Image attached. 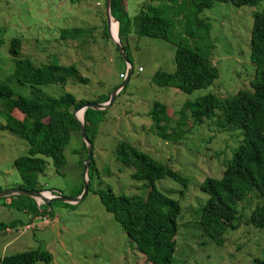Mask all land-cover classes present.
I'll return each mask as SVG.
<instances>
[{
	"label": "rangeland",
	"instance_id": "obj_1",
	"mask_svg": "<svg viewBox=\"0 0 264 264\" xmlns=\"http://www.w3.org/2000/svg\"><path fill=\"white\" fill-rule=\"evenodd\" d=\"M142 1L124 0L128 17H133ZM103 8L104 0H0V82L6 83L14 95L28 96L35 90L25 84L19 85L11 75L13 61L8 46L12 38H18L19 56L28 58L34 65L71 64L87 78V82L68 79L64 84L39 85L36 86L38 92L51 96L69 92L75 100L84 102H92L98 96L109 99L123 80L126 64L103 28ZM255 12L264 13L263 1L242 6L214 2L199 13V17L210 24L213 43L210 58L217 67L218 76L210 86L191 94L151 82L156 70L171 72L174 69L171 44L130 34L131 73L124 85L114 92L111 103L93 114L97 122L91 141L88 190L73 203L50 202L46 208L48 218L39 227L19 235L0 236V256L40 248L50 254V259L34 264H150L104 209L98 196V192L107 189L114 195L144 192L143 183L130 178L131 168L115 159L116 142L122 140L187 179L185 189L166 176L154 181L159 192L176 200L180 206L171 264H250L253 258L263 257L264 227L255 229L244 224L250 211L263 200L255 192L234 205L238 227L223 234L221 246L212 243L197 227V209L207 197L199 185L207 176L217 178L221 175L231 149L241 138L240 129L228 126V131L210 120L193 126L188 118L182 137L166 141L151 130L148 115L153 101L165 104L168 113H172L167 125L170 131L184 100L208 92L225 96L248 88L253 75L249 36ZM62 28H81L82 32L75 38L63 39L59 35ZM112 29L115 31L114 26L111 33ZM117 38L123 42L122 38ZM19 113L11 112L18 119ZM78 113L81 116V111ZM0 122H3L1 114ZM83 145L80 133L71 130L63 149L66 163L58 172L50 159L43 157L44 169L36 176L37 185L44 189L43 195L50 190L66 197L77 196ZM26 150L23 139L7 129L0 130V190L20 183L12 162L25 155ZM5 197L8 196L0 197V221L18 219L25 222L32 218L5 205ZM34 202L39 203L37 207L42 205L38 198Z\"/></svg>",
	"mask_w": 264,
	"mask_h": 264
},
{
	"label": "trees",
	"instance_id": "obj_2",
	"mask_svg": "<svg viewBox=\"0 0 264 264\" xmlns=\"http://www.w3.org/2000/svg\"><path fill=\"white\" fill-rule=\"evenodd\" d=\"M260 1L264 2L143 0L131 18L126 13L124 0H110L109 8L110 16L117 21V27L113 26L117 30V36L123 39V42L119 41L128 61L130 34L137 38L148 37L168 42L173 46L174 69L171 72L156 70L151 82L191 94L207 88L218 76L217 67L210 58L213 50L210 24L200 18L199 13L210 8L214 2L242 6L255 5ZM103 28L106 29L104 21ZM81 32V28H62L59 35L63 39L75 38ZM19 46L18 38L9 41L8 52L13 61L11 75L19 85L25 84L35 90L28 96L14 95L6 83L0 82V114L3 116L0 130H9L27 144L26 154L12 162L20 178V183L16 186L42 191L44 189L37 185L36 176L44 169L43 157L50 159L55 172L65 165L63 149L69 140L70 131L79 132L72 110L84 101L75 100L69 92L58 96L46 95L38 92L36 86L64 84L68 79L87 82V78L81 76L71 64L62 66L45 62L36 66L28 58L19 56ZM249 60L253 65V75L249 79L248 88H240L225 96L208 92L196 95L191 100H184L170 131H167V125L172 113H168L169 108L165 104L153 101L148 111L151 130L166 141L182 137L186 132L183 126L188 118L193 126L210 120L221 127L240 129L241 138L236 147L231 149L221 175L217 178L207 176L199 185L207 197L197 209V227L202 235L217 246H221L223 234L228 229L238 227L234 205L251 192H255L263 200L250 211L244 224L255 229L264 227V13L255 12L252 16ZM107 99V96H98L92 102L101 103ZM13 110L20 112L19 119L11 114ZM99 111L86 108L82 113L84 129L90 141L97 122L93 119V114ZM82 150L81 163L85 158L84 145ZM114 156L121 164L131 168L130 178L142 182L144 192L140 195H114L107 189L98 192L101 204L146 261L150 264H171L180 206L176 200L159 192L154 187V181L166 176L185 189L187 179L126 141L116 142ZM91 163L92 160L87 169V190L91 180ZM81 190L82 184L76 195ZM3 199L6 200L5 205L22 211L26 216L46 214L47 206L40 205L38 208L34 199L25 195H10ZM16 223L24 222L14 219L6 223L0 222V227L16 226ZM49 259L47 251L33 248L0 256V264H34L36 261L47 262ZM250 264H264V256L253 258Z\"/></svg>",
	"mask_w": 264,
	"mask_h": 264
},
{
	"label": "water",
	"instance_id": "obj_3",
	"mask_svg": "<svg viewBox=\"0 0 264 264\" xmlns=\"http://www.w3.org/2000/svg\"><path fill=\"white\" fill-rule=\"evenodd\" d=\"M109 3H110V0H104L103 18H104V22H105V26H106V31H107L108 36L110 37V39L114 43L118 54L120 55V57L122 58V60L126 64V69H125V72L123 74V80L114 89V92H115L117 89H119L121 86H123L124 83L126 82L128 76L131 72V64L129 63V61L126 57V54H125L123 47H122L120 41L118 40V38L116 37V39H113L111 34H110V30H109L110 19L115 21L116 26H117V21L110 16ZM116 35H117V31H116ZM114 92H113V94H114ZM113 94L105 102H101V103L83 102L82 104L78 105L77 107H75L72 110V116L77 121L78 130H79L80 136H81L83 143H84V146H85V158L82 160V163H81L82 190H81L79 195H77L76 197H66V196H62V195L58 194V195L53 196V197H46L41 193V191L27 190V189L20 188L18 186H14V187H11L9 189L0 190V197L10 196V195H25V196L30 197V198L35 199V200H36V198H38L39 201L42 203V205H45L47 207L50 206V202H52V201L73 203V202H76L79 198H82L87 191V169H88L89 161L91 160V141L86 136V132H85L84 125H83L82 113H83L84 109H86V108H91L94 110H101V109L106 108L111 103L112 98H113ZM79 110L81 111L80 119L76 115L77 114L76 112Z\"/></svg>",
	"mask_w": 264,
	"mask_h": 264
},
{
	"label": "built area",
	"instance_id": "obj_4",
	"mask_svg": "<svg viewBox=\"0 0 264 264\" xmlns=\"http://www.w3.org/2000/svg\"><path fill=\"white\" fill-rule=\"evenodd\" d=\"M46 193H47V195H44L46 197H53V196L58 195V194L51 192L50 190L46 191ZM36 205L39 206V203H37ZM39 212H41L40 209H39ZM33 217L31 219L26 220V222H24L22 224H17L16 226L5 225L3 227H0V236H2V235H19V234H22L26 230L27 231L33 230L35 227L36 228L39 227V225H41V223H45V221L48 218L47 213L46 214L38 213L35 215L34 218Z\"/></svg>",
	"mask_w": 264,
	"mask_h": 264
},
{
	"label": "bare ground",
	"instance_id": "obj_5",
	"mask_svg": "<svg viewBox=\"0 0 264 264\" xmlns=\"http://www.w3.org/2000/svg\"><path fill=\"white\" fill-rule=\"evenodd\" d=\"M113 24L116 26L115 21H113L112 19H110V23H109L110 34H111V36H112L113 39H116L117 35H116V33H115V31H114L113 29H112V30H113V31H112L113 33H111V27H113ZM116 27H117V26H116ZM79 111H80V110H79ZM79 111H77L76 113H78ZM76 115H77V117L80 119V117H81L80 114L78 113V114H76ZM78 115H79L80 117H79Z\"/></svg>",
	"mask_w": 264,
	"mask_h": 264
},
{
	"label": "crops",
	"instance_id": "obj_6",
	"mask_svg": "<svg viewBox=\"0 0 264 264\" xmlns=\"http://www.w3.org/2000/svg\"><path fill=\"white\" fill-rule=\"evenodd\" d=\"M0 222H3V221H0Z\"/></svg>",
	"mask_w": 264,
	"mask_h": 264
}]
</instances>
